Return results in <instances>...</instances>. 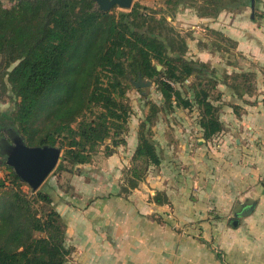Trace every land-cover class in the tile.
Listing matches in <instances>:
<instances>
[{
    "label": "trees",
    "instance_id": "trees-1",
    "mask_svg": "<svg viewBox=\"0 0 264 264\" xmlns=\"http://www.w3.org/2000/svg\"><path fill=\"white\" fill-rule=\"evenodd\" d=\"M11 1L7 8L0 0V68L16 101L12 112H0V131L14 130L30 146L61 148L57 168L72 171L91 163L99 147L104 145L108 156L127 143L133 113L127 92L139 75L157 85L162 109L197 107L205 139L223 129L205 88L204 79L213 82V72L188 58L187 38L165 15L157 17L159 12L138 3L115 13L100 10L96 0ZM195 1L203 2L199 16L214 17L246 0H174L173 8ZM193 76L197 81L187 86ZM159 109L151 103L140 124L123 194L161 163L147 129ZM76 173L82 170L77 167ZM72 252L51 192L33 190L14 171L9 180L0 177V264H66Z\"/></svg>",
    "mask_w": 264,
    "mask_h": 264
},
{
    "label": "crops",
    "instance_id": "crops-1",
    "mask_svg": "<svg viewBox=\"0 0 264 264\" xmlns=\"http://www.w3.org/2000/svg\"><path fill=\"white\" fill-rule=\"evenodd\" d=\"M185 15L192 59L221 78L222 100L213 102L223 129L207 140L194 107L162 109L153 127L161 163L136 188L121 192V167L138 144L131 130L128 146L99 159L98 179L51 193L73 247L66 264H264V0Z\"/></svg>",
    "mask_w": 264,
    "mask_h": 264
},
{
    "label": "rangeland",
    "instance_id": "rangeland-1",
    "mask_svg": "<svg viewBox=\"0 0 264 264\" xmlns=\"http://www.w3.org/2000/svg\"><path fill=\"white\" fill-rule=\"evenodd\" d=\"M135 3L140 4L142 7H146L147 11H156L159 13L157 14V17H159L160 15H165L168 19L169 22H171L175 27H177L179 29V31L182 33V35H184L187 38V41H189V39L194 35L193 32H195V30H192L193 28H191L192 24H181V14H186L185 16H192V14H198V12L200 11L198 8L201 7L203 2H193L194 6L188 5V6H184V5H178L177 7L173 8L174 6V0H133V5ZM3 4L5 7L10 8L11 6H13L14 2L11 0H3ZM112 12L118 13L120 10H129V9H123L121 7L114 6L112 9ZM199 10V11H198ZM202 11V10H201ZM207 30V28H205V31ZM203 31V33H206ZM219 38L221 40H224L223 37L219 36ZM191 44L189 45V50H188V58L192 59V54L190 52H193V48H191ZM230 48H232V50L235 49L234 45H229ZM194 60V59H193ZM197 60V59H196ZM208 67L210 68L209 70L212 71L213 75H212V79L213 82H207L206 79L205 80V88L208 90L209 94H210V99L213 100L215 103L218 100H222V93L220 91V84H221V78L216 74V72L211 68L210 64H207ZM14 66V65H13ZM162 69V68H161ZM3 74V75H2ZM241 74H233V78H232V82L234 85H236V91H240V83H241ZM209 78V76H208ZM144 81H147V79H144ZM194 81H197L196 77H190L189 81H185V84L187 86L191 85ZM176 87H180V84H177ZM142 89V90H141ZM185 87H182V91H184V95L186 97H190L192 98V93L184 90ZM141 90V91H140ZM143 94L146 95V98H143ZM127 95L129 97V103L132 106V115L129 119V123H128V130L129 133L131 132V130L137 132L138 134V130L140 127V124L142 122V120L145 118L146 113L150 112V105L151 103H155L161 110H162V94L160 93V91L157 88V85L155 83L152 82L151 86L148 87H143V88H136L134 85L130 86L127 92ZM15 101L16 98L13 95L11 89H10V85L7 81V76L4 74L3 70L0 68V112L3 111H9L12 112L15 109ZM148 103V105H147ZM218 103V102H217ZM145 104V105H144ZM160 109L159 112L157 114V116L155 118H153L152 123H150L147 127V129H151L152 130V134L154 137L155 136V132L153 130V127L155 126V122L157 121L158 117L160 116ZM195 111V115L198 116L199 110L198 108H194L191 110V112ZM17 132H15L14 130H1L0 131V140L4 139L8 136H10L11 134H16ZM127 135V136H128ZM127 136L125 137L127 139ZM156 143V142H155ZM128 146L127 143L126 144H120L119 146ZM118 147V146H117ZM115 147V148H117ZM0 150H2V148H0ZM106 155L105 153V146H101L99 147L98 151L95 153L94 159L91 163L87 164V165H81V166H77L78 169H82V171H84V173L82 175H77L76 173V169H72V171H66V170H61L58 167L60 160L57 164V166L55 167V169L49 174V176L46 178V180L44 181V183L41 185V189L44 191H49L52 194L56 193H70L71 191L74 193V188L78 187L80 189V191L82 190L83 187L85 186H89L90 183L89 181L87 183H82V181H87V179L91 180V179H98L99 175L95 174L97 167H102L100 165H102L99 159H101V157L103 158ZM127 155V154H125ZM62 156V154H61ZM133 157V156H132ZM127 158V156H126ZM61 159V157H60ZM100 162V163H99ZM126 162L127 159H126ZM133 163V158L130 159L129 165L124 164L123 167H121V169H124L125 167V171L127 172L128 169L131 168V165ZM10 166L6 165V158L4 157H0V177L2 178H6L7 180L11 179V174L14 171V169H10ZM68 167H72V166H68ZM128 167V168H127ZM151 167H155V166H151ZM150 167V168H151ZM150 168L148 169V171L146 172V176L145 178L142 180L144 181L149 173H150ZM107 170H109V173H111V167H108ZM97 173V172H96ZM107 173V172H106ZM126 173H123V175ZM125 183L127 184V180L125 179ZM92 185V184H91ZM25 190L30 194V189H28V187H24ZM39 188V189H40ZM106 193L105 191L101 190L100 192L96 193V194H104ZM128 194V193H127ZM39 206H41V204H38Z\"/></svg>",
    "mask_w": 264,
    "mask_h": 264
},
{
    "label": "water",
    "instance_id": "water-1",
    "mask_svg": "<svg viewBox=\"0 0 264 264\" xmlns=\"http://www.w3.org/2000/svg\"><path fill=\"white\" fill-rule=\"evenodd\" d=\"M99 9L109 11L114 6L123 9H130L133 6V0H96ZM252 8L255 5L252 4ZM160 70L161 65L157 66ZM136 88H143L152 85L151 80L144 81L142 75H139L137 81H133ZM17 142V148L6 159V164L14 169L16 175L22 182L29 184L33 190H38L44 183L49 174L57 166L62 149L57 146H30L24 137L20 134H13ZM255 203L248 209L240 213L241 216H248L254 209Z\"/></svg>",
    "mask_w": 264,
    "mask_h": 264
},
{
    "label": "flooded vegetation",
    "instance_id": "flooded-vegetation-1",
    "mask_svg": "<svg viewBox=\"0 0 264 264\" xmlns=\"http://www.w3.org/2000/svg\"><path fill=\"white\" fill-rule=\"evenodd\" d=\"M0 144H2V147H4V149L1 151L0 157H4L6 159L17 148V142L15 141L13 135L1 139Z\"/></svg>",
    "mask_w": 264,
    "mask_h": 264
},
{
    "label": "built area",
    "instance_id": "built-area-1",
    "mask_svg": "<svg viewBox=\"0 0 264 264\" xmlns=\"http://www.w3.org/2000/svg\"><path fill=\"white\" fill-rule=\"evenodd\" d=\"M186 81H189V79H187ZM170 83H171L173 86L176 85L174 82H171V81H170Z\"/></svg>",
    "mask_w": 264,
    "mask_h": 264
}]
</instances>
